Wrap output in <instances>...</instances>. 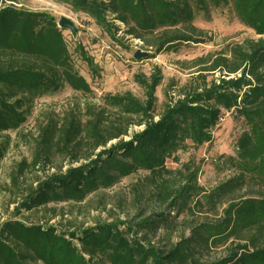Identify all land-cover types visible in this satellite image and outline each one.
Wrapping results in <instances>:
<instances>
[{
	"label": "trees",
	"instance_id": "obj_1",
	"mask_svg": "<svg viewBox=\"0 0 264 264\" xmlns=\"http://www.w3.org/2000/svg\"><path fill=\"white\" fill-rule=\"evenodd\" d=\"M15 1L0 0V170L17 144L10 133L20 134L37 99L66 87L85 99L61 115H47L34 139L32 162L24 160L11 171L12 192L22 197L13 201L14 216L41 210L52 216L47 222L4 220L0 264H264V0H53L91 17L114 37L122 31L119 22L125 36L151 52L149 57L205 42L207 32L194 22L201 15L210 21L216 8L231 7L238 20L255 31L257 40L195 60L198 75L165 90L169 100L158 120L154 109L164 78L160 68L150 75L136 73L144 100L124 92L96 103L89 83L70 61L65 27L50 13L26 11ZM83 60L97 69L85 53ZM217 72L218 79L206 81L205 73ZM174 89L176 96L171 94ZM233 108L246 119L248 130L237 140L236 155L223 162L233 172L229 178L207 190L198 183L200 167L194 162L177 169L166 166L177 150L189 147L187 141L197 148L210 142L223 111ZM133 126L143 128L130 136ZM111 142L116 143L108 146ZM56 153L76 164L20 191L25 172ZM140 171L147 176L132 190L166 204L167 213L156 219L149 215L135 225L106 221L73 231L51 224L59 215L49 205L82 204ZM196 212L206 218L198 224L185 221L188 236L182 234L164 247L151 238L170 219ZM226 245L221 257L204 259L212 247Z\"/></svg>",
	"mask_w": 264,
	"mask_h": 264
},
{
	"label": "rangeland",
	"instance_id": "obj_2",
	"mask_svg": "<svg viewBox=\"0 0 264 264\" xmlns=\"http://www.w3.org/2000/svg\"><path fill=\"white\" fill-rule=\"evenodd\" d=\"M10 4V2H8ZM7 3V4H8ZM14 5L26 11L48 12L58 22L62 18H67L75 25V31L62 29L66 45L69 50L70 61L76 71L85 78L91 88L90 96L96 103H102V99L108 95L117 93L132 92L141 100L145 99L144 89L135 82L136 73L148 74L155 67L161 69L163 80L156 91L157 104L154 115L158 120L168 103V98L164 92L168 88L181 87L186 84L192 76H197V67H193V62L198 58H203L208 54L216 55L221 50L228 51L233 44L244 43L246 40H257L259 36L251 28L244 26L230 8H216L212 11L210 21L204 16H199L194 24L199 29L207 32L206 40L202 44L188 43L181 45L176 51L164 52L156 57H149L151 54L144 45L135 38L125 36V28L119 22L116 23L122 29L114 36L98 25L94 19L83 13H75L67 4L55 2L53 0H16ZM137 51L148 52V56L136 60ZM83 53L90 57L97 66L92 70L88 62L83 60ZM220 72L215 75L205 73L206 81L218 79ZM172 96H176L178 91L174 89ZM85 96L66 87L54 95H46L34 102V109L27 120L28 122L21 128L20 134L10 133L15 143L11 146L9 153L1 163L0 170V224L9 218L26 220L28 222H44L52 215L49 210H41L33 215L23 212L14 216L16 204H13L17 197L12 191L9 175L17 167L18 163L26 161L32 162L35 153L34 139L38 136V128L43 125L45 118L49 114L61 115L69 107L78 102H83ZM223 111L224 121L218 123L213 129L212 139L201 147H195L192 141H187L188 148L177 150L167 159L166 166L170 169L180 168L186 163L194 162L200 167L198 183L207 190L214 189L221 181L229 178L233 172L224 165L226 156L236 155L237 140L245 130H248L246 119L235 113V111ZM143 127L133 126L130 129V136L141 131ZM130 139L126 137L125 140ZM111 142L108 144H115ZM76 164V163H75ZM71 164L68 158L56 153L50 161L40 162L36 167L28 169L24 176L20 178L19 190L23 191L29 186L37 185L38 181L45 180L51 174H61L65 172ZM146 175L145 172H138L114 186L112 189L99 192L90 196V199L82 204H52L56 208L57 218L51 220L60 230L85 229L94 226L96 223L120 222L128 223L141 222L149 215L152 219L161 213H167V205L157 204L154 199L148 197L147 193L137 196L132 190V186ZM9 187V190H6ZM221 215V210L218 216ZM211 219L217 217L207 214ZM173 218V217H172ZM203 217L202 213L188 217L179 216L170 219L169 224L163 230L151 235L155 242H160L161 246L168 245L169 242H177L182 234L189 235L184 230L185 221L191 224H198ZM47 222V221H46ZM229 245V244H228ZM227 251V245L222 248H211L204 259L221 257Z\"/></svg>",
	"mask_w": 264,
	"mask_h": 264
},
{
	"label": "water",
	"instance_id": "obj_3",
	"mask_svg": "<svg viewBox=\"0 0 264 264\" xmlns=\"http://www.w3.org/2000/svg\"><path fill=\"white\" fill-rule=\"evenodd\" d=\"M60 26L65 27L67 29H70L71 32L75 31L74 23L67 18H62V20L60 21ZM147 56H148V52L137 51L134 58L136 60H140V59L145 58Z\"/></svg>",
	"mask_w": 264,
	"mask_h": 264
},
{
	"label": "built area",
	"instance_id": "obj_4",
	"mask_svg": "<svg viewBox=\"0 0 264 264\" xmlns=\"http://www.w3.org/2000/svg\"><path fill=\"white\" fill-rule=\"evenodd\" d=\"M231 111L233 112V111H235V109L233 108ZM232 112H231V113H232ZM224 118H225V117H224V115H223V116L220 118L219 122L224 121V120H225Z\"/></svg>",
	"mask_w": 264,
	"mask_h": 264
}]
</instances>
